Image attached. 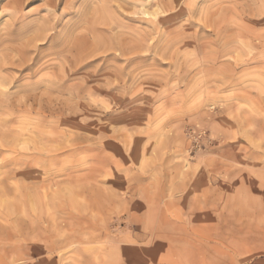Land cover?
<instances>
[{"label":"rangeland","instance_id":"1","mask_svg":"<svg viewBox=\"0 0 264 264\" xmlns=\"http://www.w3.org/2000/svg\"><path fill=\"white\" fill-rule=\"evenodd\" d=\"M0 79V264H264V0H0Z\"/></svg>","mask_w":264,"mask_h":264},{"label":"bare ground","instance_id":"2","mask_svg":"<svg viewBox=\"0 0 264 264\" xmlns=\"http://www.w3.org/2000/svg\"><path fill=\"white\" fill-rule=\"evenodd\" d=\"M14 11H16V9L14 10ZM15 51V50H14ZM16 52V51H15ZM24 54V51L23 50H20L19 51V55H23ZM20 59V58H19ZM17 60V59H16ZM21 61V60H20ZM3 66V65H2ZM27 68V67H26ZM25 69V68H24ZM0 81H2L1 79H0Z\"/></svg>","mask_w":264,"mask_h":264},{"label":"snow or ice","instance_id":"3","mask_svg":"<svg viewBox=\"0 0 264 264\" xmlns=\"http://www.w3.org/2000/svg\"><path fill=\"white\" fill-rule=\"evenodd\" d=\"M141 264H149V261H147V260L142 261ZM152 264H155V261L154 260L152 261Z\"/></svg>","mask_w":264,"mask_h":264}]
</instances>
